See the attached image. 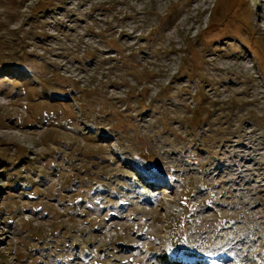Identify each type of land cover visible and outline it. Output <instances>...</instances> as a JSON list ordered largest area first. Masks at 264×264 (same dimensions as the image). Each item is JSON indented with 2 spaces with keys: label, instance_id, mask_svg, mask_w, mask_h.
I'll return each mask as SVG.
<instances>
[{
  "label": "rangeland",
  "instance_id": "374dc122",
  "mask_svg": "<svg viewBox=\"0 0 264 264\" xmlns=\"http://www.w3.org/2000/svg\"><path fill=\"white\" fill-rule=\"evenodd\" d=\"M21 1L0 0V263L264 264V0Z\"/></svg>",
  "mask_w": 264,
  "mask_h": 264
},
{
  "label": "trees",
  "instance_id": "16d2710c",
  "mask_svg": "<svg viewBox=\"0 0 264 264\" xmlns=\"http://www.w3.org/2000/svg\"><path fill=\"white\" fill-rule=\"evenodd\" d=\"M22 2H23V0L21 1L20 4H22ZM50 5H52L51 0H37L35 6L30 9V12H33V13L40 12L43 9L48 8V6H50ZM169 11H170V9L167 10L166 14H168ZM208 14H209V19H208V22L206 25V31H209L213 26H215L216 24L219 23L217 21V19L215 18V15H214L215 11H210ZM166 17H168V16H166ZM159 25H160V23H159ZM157 29H159V27ZM153 32H155L154 29H153ZM254 36L255 35L252 33V39L245 41L244 44L248 47V49H250L252 51V54L258 59V61L262 62V61H264V44L262 43V46L256 45V40L253 38ZM111 42H113V41H111ZM21 64L23 65V62H21ZM38 80H39V82L41 81V83L43 82L42 83L43 87L47 88L46 86H49L51 89L55 90V92H58L61 94H66V93L70 94L74 90L78 92V89L76 87V81H74L71 78H69V80L65 79V81L63 82V81H61L60 78L58 79L57 76H54V73H52L51 77L44 79L46 81L40 80V77H38ZM68 86H69V88H68ZM74 96H76V95H74ZM78 99H79V97H78ZM137 102L139 104V101H137ZM145 106H147V105H145ZM8 165H9L8 161H6L4 159L2 160V158H0V169L3 167H6ZM184 205H185V208L189 209L188 204H184ZM171 219L175 223L178 221L177 217L172 216ZM175 223H169L167 225L168 232H170L171 238L175 237L178 230H179V229H174ZM178 223H179V221H178ZM0 264H7V263L2 262ZM190 264H204V263H202L201 260L196 259L195 261H191Z\"/></svg>",
  "mask_w": 264,
  "mask_h": 264
}]
</instances>
